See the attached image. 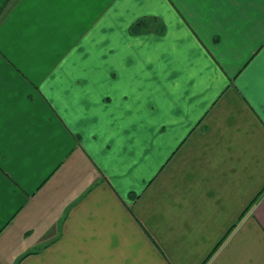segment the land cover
Listing matches in <instances>:
<instances>
[{"label": "crops", "instance_id": "1", "mask_svg": "<svg viewBox=\"0 0 264 264\" xmlns=\"http://www.w3.org/2000/svg\"><path fill=\"white\" fill-rule=\"evenodd\" d=\"M264 0H0V264H264Z\"/></svg>", "mask_w": 264, "mask_h": 264}, {"label": "trees", "instance_id": "2", "mask_svg": "<svg viewBox=\"0 0 264 264\" xmlns=\"http://www.w3.org/2000/svg\"><path fill=\"white\" fill-rule=\"evenodd\" d=\"M264 193V192H263Z\"/></svg>", "mask_w": 264, "mask_h": 264}]
</instances>
